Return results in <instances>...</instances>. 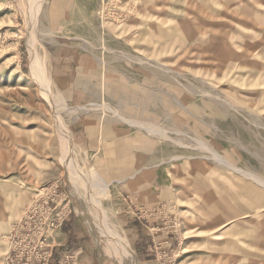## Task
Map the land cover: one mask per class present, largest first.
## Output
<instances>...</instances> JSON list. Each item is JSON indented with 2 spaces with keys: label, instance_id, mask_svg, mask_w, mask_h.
I'll return each mask as SVG.
<instances>
[{
  "label": "rangeland",
  "instance_id": "1",
  "mask_svg": "<svg viewBox=\"0 0 264 264\" xmlns=\"http://www.w3.org/2000/svg\"><path fill=\"white\" fill-rule=\"evenodd\" d=\"M261 179L264 0H0V233L58 182L97 264H264Z\"/></svg>",
  "mask_w": 264,
  "mask_h": 264
},
{
  "label": "built area",
  "instance_id": "2",
  "mask_svg": "<svg viewBox=\"0 0 264 264\" xmlns=\"http://www.w3.org/2000/svg\"><path fill=\"white\" fill-rule=\"evenodd\" d=\"M58 182L39 186L22 215L0 233V264H75L76 247L57 240L72 207Z\"/></svg>",
  "mask_w": 264,
  "mask_h": 264
},
{
  "label": "crops",
  "instance_id": "3",
  "mask_svg": "<svg viewBox=\"0 0 264 264\" xmlns=\"http://www.w3.org/2000/svg\"><path fill=\"white\" fill-rule=\"evenodd\" d=\"M67 222L68 221L64 223V226ZM64 226H62L56 233L57 237L60 239L61 242H65V238L66 236H68L67 231L65 230V228H63ZM72 229H74V227ZM75 233L76 231H74V233L72 234L73 238L70 240V244H68V246L76 247L78 249V254L75 264H97L96 257L93 253L94 250L93 246L92 245L90 246L89 244L88 245L85 244L86 246H83L79 237L74 235Z\"/></svg>",
  "mask_w": 264,
  "mask_h": 264
},
{
  "label": "bare ground",
  "instance_id": "4",
  "mask_svg": "<svg viewBox=\"0 0 264 264\" xmlns=\"http://www.w3.org/2000/svg\"><path fill=\"white\" fill-rule=\"evenodd\" d=\"M34 58V57H33ZM37 63V62H36ZM35 63V64H36ZM64 99H66V98H64ZM66 105V104H65ZM59 106V105H58ZM121 115V117L122 118H124V119H126V120H129L130 122H139V123H143V122H141V120H135V119H133V118H128V117H126V116H124L123 114H120ZM121 118V119H122ZM150 123V122H149ZM138 124V123H137ZM149 126V125H148ZM151 126V125H150ZM156 125H154V127H151V130L152 129H156L157 130V128L155 127ZM162 130V129H161ZM158 131H159V129H158ZM203 146V145H202ZM207 148V147H206ZM215 155H216V153H215ZM219 159H220V156L221 155H216ZM222 159V158H221ZM226 159V158H225ZM224 160V159H223ZM227 163V162H226ZM262 181L261 182H263L264 180L263 179H261ZM109 230V229H108ZM113 236V235H112ZM110 238V237H109ZM107 241V240H106ZM114 244V243H113ZM121 244V243H120ZM123 245H124V248H125V250H126V252L128 251V253H129V256L131 257V258H134V251H133V249L131 248V246H129V244L126 242H123ZM120 247V246H119ZM121 248V247H120ZM122 250V249H121ZM125 252V251H124ZM126 256V255H125ZM120 257V256H119Z\"/></svg>",
  "mask_w": 264,
  "mask_h": 264
}]
</instances>
